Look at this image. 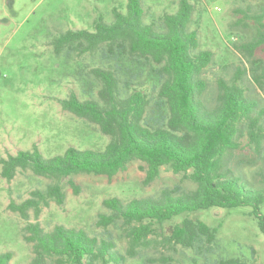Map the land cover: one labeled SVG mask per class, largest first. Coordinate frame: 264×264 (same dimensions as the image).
I'll use <instances>...</instances> for the list:
<instances>
[{
  "label": "trees",
  "instance_id": "obj_1",
  "mask_svg": "<svg viewBox=\"0 0 264 264\" xmlns=\"http://www.w3.org/2000/svg\"><path fill=\"white\" fill-rule=\"evenodd\" d=\"M193 12L188 0H179L176 12L164 14L161 30H156L144 23L141 0H126L125 12L112 9L111 22L99 15L93 31L66 30L51 39L55 57L99 56L103 64L88 72L97 86L95 97L80 100L71 93L60 104L64 111L97 126L109 140L102 151L68 148L51 158L34 151L1 159V177L7 181L18 170H30L50 181L14 211L25 220L29 210L38 217L42 205L63 204V179L70 178L68 185L78 194L72 177L112 179L133 161L145 165V185L159 178L162 167H168L194 188H163L157 196L129 202L116 197L102 201L108 213L99 214L96 224L104 229L119 225L127 243L124 253L109 238L62 225L47 232L39 223H29L23 239L32 245L33 256L27 264H125L156 241L150 236L161 237L155 243L164 247L180 246L205 256L216 246L215 228L189 217L167 229L164 225L180 215L212 208H249L264 235V174H260V186H255L231 166L243 139L264 165V106L242 86L248 77L264 94V0L252 12L236 11L235 24L245 26V20L255 30L249 40L234 46L246 66L235 68L228 79L218 78L210 98L206 71L213 55L199 50L197 33L189 29ZM144 68L157 82L153 101L150 95L132 89L141 85L136 71ZM11 259L10 252L0 253V264H9ZM216 264L249 263L227 258Z\"/></svg>",
  "mask_w": 264,
  "mask_h": 264
},
{
  "label": "rangeland",
  "instance_id": "obj_2",
  "mask_svg": "<svg viewBox=\"0 0 264 264\" xmlns=\"http://www.w3.org/2000/svg\"><path fill=\"white\" fill-rule=\"evenodd\" d=\"M178 1L141 0L144 23L161 30L162 16L175 13ZM188 1L194 8L189 29L197 33L199 50L213 55L206 71L210 98L218 78L228 79L235 68L246 66L234 46L249 40L255 30L245 20V26H237L236 11L252 12L263 0ZM125 5L126 0H0V160L18 152L37 151L44 158H51L62 155L68 148L95 151L105 148L109 139L97 126L64 111L60 104L71 93L80 100L95 97L97 86L88 72L103 63L98 55L55 57L50 41L66 30L93 31L96 17L101 15L111 22L112 9L125 12ZM138 72L136 80L141 85L132 89L141 90L155 100L157 82L150 70L144 68ZM242 86L264 106V94L248 77L243 79ZM231 166L236 174L260 186L264 165L246 139L234 151ZM144 167L141 161H133L112 179L74 176L78 194L68 185L70 178H65L63 204L50 201L47 206H41L38 217L29 210L25 220L13 208L31 198L32 192L44 189L50 181L30 170H18L7 181L1 177L0 165V253L12 254L9 264H27L31 260L32 245L23 239L24 228L29 223H39L47 232L62 225L83 230L89 236L109 238L124 253L127 243L119 225L104 229L96 224L99 214L108 213L102 201L116 197L129 202L157 196L163 188H194L168 167H162L159 178L145 185ZM261 212L264 216V204ZM185 217L198 219L217 230V243L211 254L201 256L180 246L164 247L155 243L161 237L150 236L156 241L125 264H216L217 260L227 258L264 264V235L249 208H212L183 214L167 222L164 228L180 223Z\"/></svg>",
  "mask_w": 264,
  "mask_h": 264
}]
</instances>
